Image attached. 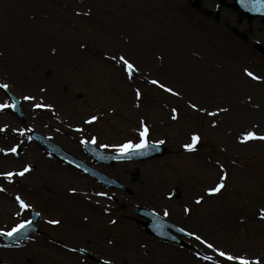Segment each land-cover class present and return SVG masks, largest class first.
<instances>
[{
    "label": "rangeland",
    "instance_id": "1",
    "mask_svg": "<svg viewBox=\"0 0 264 264\" xmlns=\"http://www.w3.org/2000/svg\"><path fill=\"white\" fill-rule=\"evenodd\" d=\"M14 1L0 0V16H26L30 21L38 14L51 11L62 14L66 23L62 28L54 26L53 29L30 23L43 39L39 50L30 44L17 46L14 40L12 43L8 42L10 38L0 37V84L8 85L7 89L0 88V104L9 105L0 110V159L8 160L7 163L0 160V188L3 189L0 191V221L22 209L27 210L25 221L34 209L40 213V222L46 228H42L34 242L19 245L15 257V254L5 253L4 248L0 249V258L11 264H86L77 260L75 263L64 262L58 258L56 261L60 263H54L48 259L51 257L48 249L87 244L102 252V244L106 242L100 240V235L85 241L91 234H96L91 214L86 211L96 214L95 210L99 209L93 206L98 203L100 210L106 208L96 197L86 193L93 203L89 207L83 205V209L77 204V209L71 211L74 215L69 217L51 206L62 205L61 199L68 197L65 183L83 187L85 179L71 167L59 164L61 172H55L51 166H45L43 159L51 160L46 150L32 145V132L50 137L72 155L86 159L82 148L85 141L95 138L98 148L118 153L122 144L140 143V133L147 127L146 139L163 142L170 155L140 165L119 163L104 169L109 176L128 184L129 172L132 175L136 168L140 171L138 183L131 185L133 197L116 192L119 199L116 211L126 209L123 203L129 200L132 206L143 205L161 215L159 205L162 201L168 202L173 213L167 217L219 249L211 250L204 260L195 258L190 256L191 253L186 255V251L161 245L138 231L135 223H126L132 229H125V234L122 230L119 234L113 232L109 252L113 253L114 264H215L220 257L217 251L250 259L251 264H255L253 259L259 261L260 258L259 264H264V224L259 226L251 216V213L256 217L257 213L264 212V140H258V145L251 148L244 140L239 143L249 132L264 136V56L252 45L255 41L264 45L261 20L240 23L236 13L219 9L216 0H205L202 11L191 8L187 0H46L44 8L40 9L35 8L36 0ZM69 3L73 5L67 7ZM214 12L219 13L218 16ZM216 17H219L218 21ZM113 22L120 31L111 27ZM150 24L160 39L152 37L153 40L143 41L137 35L148 31ZM2 26L0 24V28ZM232 28H236L240 36L233 33ZM110 31L114 39L105 41L104 34ZM120 33L124 37L119 36ZM242 34L247 35L248 40ZM173 35L175 38L170 39ZM158 40L163 45L158 46ZM4 50L8 54L14 52L16 59L9 55L15 59V65L1 62ZM107 51L111 52L112 58L105 56ZM35 53L47 58L41 60L42 67L37 64L38 70L35 68L34 72L35 62L30 61ZM120 56L134 65L137 77L127 75ZM198 69L205 73H198ZM245 69L262 79L249 77ZM153 80L158 83L153 84ZM53 87L60 88L61 96L58 92L48 95L46 91L50 92ZM167 88L173 91H166ZM5 90L21 100L23 122L8 112L12 102ZM26 96L35 99L25 100ZM58 102L63 103L52 111ZM36 104L51 107L37 108ZM93 116L97 119L87 123ZM255 125L258 129H254ZM194 135L203 142L196 150L197 154L189 155L186 145L193 143ZM197 145L196 142L193 149ZM238 156H243L245 168L235 164ZM25 168L29 171L23 176L14 175L9 179L4 175L19 173ZM49 172L55 174L56 185L49 179L52 178ZM226 172L228 182L220 197L205 199L207 189L226 182H218L219 176ZM35 181H38L37 185L51 182L57 193L48 187H44L48 189L42 193H36L32 185L24 189L20 186L22 182L32 184ZM175 187L181 190V197L173 204L171 199L166 200V195H171ZM161 195L165 197L162 201ZM17 196L29 207L22 208ZM197 199L202 203L196 202ZM250 199L257 201L253 204ZM5 201L13 207H5ZM188 210L194 215L184 213ZM207 214L210 219L205 217ZM82 216L89 219L85 223L88 230L76 228L75 223L81 222ZM64 219L70 223L55 228L47 222L58 220L63 223ZM123 220L121 218L120 222ZM2 224L0 232L11 231L12 227ZM49 240L60 244L52 245ZM198 246L197 241L192 242L191 250L203 251ZM204 251L209 252L207 248ZM210 258H213L212 262ZM237 260H228L226 264H237Z\"/></svg>",
    "mask_w": 264,
    "mask_h": 264
},
{
    "label": "bare ground",
    "instance_id": "2",
    "mask_svg": "<svg viewBox=\"0 0 264 264\" xmlns=\"http://www.w3.org/2000/svg\"><path fill=\"white\" fill-rule=\"evenodd\" d=\"M3 1H10V0H3ZM45 2H46V0H36L35 8L36 9L44 8ZM71 4L72 3H69L66 6L67 7H71ZM29 12H31L30 9H29V11L27 13L29 14ZM30 23H32V24H42L44 26H48L51 29H53L54 26H59V27L62 26L63 27V25H65L66 21H65V18H64V16L62 14H56V13H53L51 11H47V12H45L43 14H38V15H36L34 17L33 20H30V21L27 19L26 16H23V17H18V16L17 17H12V16H4V15H2V16H0V24L3 25V26L0 28V37H2V38H10V41H8V42H12V43H13V40H14L16 42V45L17 46L23 47L26 44H30L33 48H35L36 50H39V48L41 47L40 42L43 39H42V37L40 35H38L35 32V30L32 28V26L30 25ZM115 24L116 23H114V22L111 23V27L116 32L117 31H120L117 28L118 25L117 24L115 25ZM147 30L148 31L145 30L144 32H141L140 33L141 35H137V36L141 40H143V41L144 40H150V39H152V37L154 39H156V40L157 39H160L157 36V30L154 29V27L152 26V24H150V26L147 28ZM53 34H56V32L53 33ZM119 36L124 37V35L122 33H120ZM169 38L170 39H174L175 36L173 35V36H171ZM113 39H114V37H112L111 31L109 33H106L105 32V34H104V40L105 41L106 40L107 41H111ZM170 41L172 42V44L174 46H176V43L174 41H172V40H170ZM146 43H149V42H146ZM157 44H158V46L163 45V43L161 41H159V40L157 41ZM28 48H30V47H28ZM30 49H32V48H30ZM32 50H34V49H32ZM7 52H8L7 50L6 51L4 50V53L5 54L2 57L1 62L2 63L5 62L4 64H7V65H15L16 56H15L14 52L13 51L12 52L10 51L9 54L12 55V56H14L15 59L12 56L10 57V55ZM36 53H35V57L30 61V63L35 62L34 63V66H33L34 72H35V68H36V70H38L37 64L42 67L43 61H41V60H44L45 61L46 58H47L45 55H43V56H36ZM105 56L106 57H109V58H112V55H111V52L110 51H107V54H105ZM194 70H196V68ZM201 72H204V71L201 70V69H198V73H201ZM59 89H60L59 87L58 88L53 87L50 90V92L49 91H46V92L48 93V95H55L56 92H58L59 96H61V94L59 93ZM63 102H65V99L63 100ZM62 103L61 102L60 103L58 102L57 105L55 104L56 107H52V111L55 110L59 104H62ZM60 110H61V108H60ZM189 155H191V154H189ZM0 160L3 163H7L8 162L7 159H0ZM43 164L45 166H51L53 168L52 170L55 171V172H61V170H60L61 165H59V163L56 162V161H54V160L47 161V160H44L43 159ZM49 175H51V177H52V178H49V179L52 180V184H55L56 185V182L54 180V175L55 174H51L49 172ZM87 182H91V181L84 180L83 187L82 186L81 187H78V185L76 186L73 183L72 184H69V185H67L65 183L64 189H65L66 195L68 197H65V198H62L61 199L62 200V205L61 204H53L51 206L52 207H55V208H58L61 211H63V215L65 217H69L71 215H74V213L73 214L71 213V211H73V206L77 209V204H78V206L83 209V207H82L83 205H86L87 206V205H89L91 203V201L87 199V197L85 195L86 193L85 192H82L83 190L84 191L86 190V188L88 186V183ZM50 183L51 182L48 181V182H43L40 185H37L38 184V181H35V183H32V184L29 183V182H22L20 184V186L24 189V188H27L30 185H32V188H33L34 192H36V193H42V191H45L48 188L51 189V191H54V193H57V189L55 187H53L52 185H50ZM44 187H48V188L45 189ZM43 188H44V190H43ZM73 189L75 191H73ZM80 193H81V195H80ZM44 197H45V195L43 196V198ZM53 199L54 198H49V200H53ZM55 200H57V199H55ZM3 204H4L5 207H7L9 209L13 207L12 204L9 201H5ZM63 223L69 224L70 221L68 219H64L63 220ZM13 253H16V252H13Z\"/></svg>",
    "mask_w": 264,
    "mask_h": 264
},
{
    "label": "snow or ice",
    "instance_id": "3",
    "mask_svg": "<svg viewBox=\"0 0 264 264\" xmlns=\"http://www.w3.org/2000/svg\"><path fill=\"white\" fill-rule=\"evenodd\" d=\"M262 2H264V0H262ZM119 59L123 62V64L126 66V69L128 70L129 72V75H131V73L133 71H136L137 69L134 67V65L132 63L129 62L128 59H126L124 56H120ZM245 72L246 74L253 78V79H256V80H260L262 79L261 77H258V76H255L251 71H248L247 69H245ZM153 84H157L158 81L156 80H153L152 81ZM160 87L164 88L165 86L163 84H160ZM0 88H5L7 89L8 88V85L7 84H0ZM166 91H169V92H172L173 90L171 88H167ZM176 94V93H174ZM137 95H139V92H137ZM25 100H33L35 99L34 97H30V96H26L24 97ZM37 108H40V107H51V105H42V104H36L35 105ZM5 107H9V105H3V104H0V110H2L3 108ZM11 107L15 108V105H11ZM193 107H195V105H193ZM227 109H221V111H226ZM210 115H216V113H210ZM97 119V117L93 116L89 121H86L87 123H91L93 121H95ZM147 133H148V128L145 127L144 130L140 133L141 135V142L140 143H137V144H133L132 142H128V143H125V144H122L119 146V150L121 152L122 155H129L131 153H135V152H138V151H143L147 148L150 147L149 143L147 142V139H146V136H147ZM22 134V133H21ZM261 139V140H264V136H256L255 133L253 132H249L246 134V137L245 139ZM200 139L199 136H196L194 135L192 137V141L193 143L190 144V145H186V147L189 149V150H192L193 149V146L196 144V142H198ZM93 143H95V138H93ZM85 143H87V141H85ZM163 143V142H161ZM105 147H107V145H105ZM2 151V150H0ZM13 152L16 151V149H12ZM29 171L28 168H25L23 171L19 172V173H12V172H9V173H6L4 175H6L9 179H11L14 175H20V176H23L25 174V172ZM224 187V185L221 183V184H218L215 188L213 189H210L209 192L210 194H214V193H218L220 192V190ZM3 189L0 188V191H2ZM73 191H75L73 189ZM16 199L19 201L20 203V206L22 208H27L29 207V205H27L19 196L16 197ZM199 202V201H198ZM167 214V213H166ZM114 222V221H113ZM49 223H53V224H59V221L58 220H52V221H49ZM25 227L24 224H19L17 227L13 228L11 231L9 232H0V235H6V236H13L14 234H16L17 232H19L20 230H22L23 228ZM196 239H200V237H196ZM208 247H212L211 244L208 245ZM220 256L222 257H225V259L231 261V260H234V259H238L240 261V264H251L250 261L246 260V259H243V258H240V257H233L232 255H227L226 253L224 252H220L219 253ZM256 264H259V262L257 261Z\"/></svg>",
    "mask_w": 264,
    "mask_h": 264
},
{
    "label": "water",
    "instance_id": "4",
    "mask_svg": "<svg viewBox=\"0 0 264 264\" xmlns=\"http://www.w3.org/2000/svg\"><path fill=\"white\" fill-rule=\"evenodd\" d=\"M201 0H191L193 5H198ZM233 8L237 11L241 12V18L247 17L249 19H253L257 16H262L264 19V2L262 0H235L233 4ZM165 154V150L159 146L150 145L149 148L138 151L133 154L126 155L122 157H117L116 160H123L125 157H130L134 160L144 161L147 159H152L155 157H161ZM64 156H69L64 154ZM66 158V157H64ZM70 159L80 163L79 161L75 160L73 157L69 156ZM116 187H120L121 189H125L124 186L119 185L118 183L115 184ZM138 212L141 213V209H138ZM149 234L156 235L155 229H149ZM31 234V233H30Z\"/></svg>",
    "mask_w": 264,
    "mask_h": 264
},
{
    "label": "flooded vegetation",
    "instance_id": "5",
    "mask_svg": "<svg viewBox=\"0 0 264 264\" xmlns=\"http://www.w3.org/2000/svg\"><path fill=\"white\" fill-rule=\"evenodd\" d=\"M95 218L97 220V223H110L111 221L114 220V216H112L109 212L105 211H97ZM53 255L60 256V253L58 251L52 250L51 251ZM104 255L106 253L102 252ZM108 256H111L110 252L108 253ZM107 257V255L105 256Z\"/></svg>",
    "mask_w": 264,
    "mask_h": 264
}]
</instances>
